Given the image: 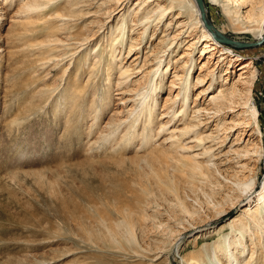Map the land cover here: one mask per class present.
<instances>
[{"label": "rangeland", "instance_id": "rangeland-1", "mask_svg": "<svg viewBox=\"0 0 264 264\" xmlns=\"http://www.w3.org/2000/svg\"><path fill=\"white\" fill-rule=\"evenodd\" d=\"M69 1H55L42 10L45 19H39L38 11L35 16L21 9L27 0H0V264H182V258L187 260L193 253L205 262L214 257L213 245L220 236L225 235L227 243L237 239L227 224L244 200L236 204L234 193L232 201L222 202L221 196L231 194L222 187H235L233 181L254 176L256 191L250 199L254 205L264 186V42L242 49L225 45L235 57L222 60L221 53L205 50L199 29L189 26L188 4L168 10L159 21L152 18L139 39L138 18L143 10L167 8L169 0H120L121 6L117 0H80L84 5L75 7L82 13L71 21L52 12ZM229 6L227 0H207V20L235 42H256L252 34L229 29L221 13ZM246 7L241 6L237 16L227 15L233 25L240 22ZM44 22L53 27L52 34L39 30ZM122 23L125 40L110 55L111 69L105 71L106 64L101 65L88 78L92 59L113 40L117 35H111L113 28ZM92 32L91 40L75 43L76 35ZM23 34L27 44L19 41ZM132 38L138 48L128 53ZM187 48L192 52L187 65L193 67L188 101L179 113L182 94L176 97L180 84L175 74L189 73L181 70L183 62L178 60ZM81 53L87 61L78 69L76 59ZM126 67L127 78L120 81ZM157 69L164 78L150 112L152 123L148 126L142 115L134 122L128 114L139 108L137 96ZM252 73L253 80L247 84ZM144 74L149 79H143ZM74 78L82 87L92 82L77 107L68 101L74 93L65 81ZM232 86L237 90L230 97L234 105L225 108L229 103L221 106L220 102L219 112L213 113L216 104H211V98ZM53 87L57 90L49 95ZM247 92L258 114L260 134L244 124L245 108L238 103L244 102ZM102 93L108 96L103 103L98 99ZM63 102H69V107ZM195 133L204 139L194 138ZM258 143L259 157L249 155ZM193 159L210 172L216 170L213 174L222 185L212 188L220 194L212 197L216 208L203 203L206 197L197 194V176L192 179L183 166ZM178 201L194 213L192 219L181 213ZM124 218L134 222L136 257L109 247L110 234L99 231L103 224L122 223ZM111 233L116 237L120 230ZM254 235L242 233L240 252L230 264L245 260L261 264V247H256ZM263 242L261 235L262 246Z\"/></svg>", "mask_w": 264, "mask_h": 264}, {"label": "bare ground", "instance_id": "bare-ground-1", "mask_svg": "<svg viewBox=\"0 0 264 264\" xmlns=\"http://www.w3.org/2000/svg\"><path fill=\"white\" fill-rule=\"evenodd\" d=\"M7 1H9V0H7ZM55 1H57V0H27V2L24 4V6H22L21 9H23V11L26 13L27 12H35L36 13L38 11L39 19H41L43 17L45 19V16H44L42 10L46 9V7H48V6L53 5V3ZM169 1H170V5L167 8H164V7L159 5V6H157L156 9H149V10L144 9L142 13L140 12L141 15L138 18V23L140 24L139 25L140 26L139 39L147 33V30L151 24L152 18H155L153 21H155L156 19L159 21L162 17L165 16V14L168 12V10H170L172 8L174 9L176 7L183 8V7H185V5L188 4L189 10H190V13L188 16V24L190 27H194L195 30L199 29L200 39L205 41V43H204L205 50L217 51V52L221 53L220 55H222V57H223V59L221 58L222 60H225V58H227V57H230V58L235 57V54H232L233 50H230L229 47H226L225 45H222V44L216 42V40H214V38H212L210 31L205 30L204 26L202 25V23L200 21V14H199V10L197 9L195 0H169ZM115 2L117 5H119L120 0H117ZM206 2H207V0H202L203 10H204L203 12L205 13V17L207 20V13H206L205 8H204V3H206ZM227 2H229V4H231L232 6H229V8L227 7L224 9L222 8L221 13H223V17L226 19L228 26H229V29H231V31L234 30L236 32H241V35H242V33L247 34V35L252 34V35L256 36V38H257L256 41H258L262 36H264V0H227ZM79 3L81 5H84L82 3H85V1L72 0V1H69L68 3H66L62 6L61 5L56 6L55 10L52 12L53 13L55 12L57 17L66 18V19H69L68 21H71V20H74V18L78 17L80 15V13H82V9H77L79 7H75ZM244 4L248 7V9L245 10L244 12H242V14L240 16V22L236 23V25H233L232 24L233 23L232 16H227V15L232 14L233 16H237L239 14L240 7L243 6ZM141 5H143V2L138 4V6H140V8H141ZM120 6H121V3H120ZM27 14H29V13H27ZM135 14H138V11ZM83 15H86V13ZM35 16H37V13ZM50 17H49V19H50ZM35 21H37V20H35ZM42 21H43V19H42ZM132 22H134V20H132ZM44 23L45 24L42 23L44 26L42 25L41 28H39V30L40 31L43 30L42 32L44 33V35L52 34V32H53L52 28L53 27H49L48 25H46V22H44ZM138 23L132 24V25L136 26V25H138ZM208 23L210 24L209 21H208ZM210 25L214 30H216L212 24H210ZM125 28H126V26L124 23H122L120 26H116L115 28H113L114 32L111 33V35H113L115 33L117 35L113 38V40L108 41V43H106L104 45L103 49H101V52L99 51L97 56L92 59L93 64L91 65V68L89 70L88 78H90L92 74L94 75L95 73H97L99 71L98 69H100L101 65H102L101 67H104V65L106 64L105 65L106 67L104 69L105 71H108L109 68L111 69V63L110 62H113L114 59H112L113 57L110 59V55H112L113 53H116L117 50L119 49V47L123 46V43L125 40L123 38L125 35V31H124V30H126ZM216 31L220 35L225 36L224 32L222 30H219V31L216 30ZM236 32H234V33H236ZM94 34L95 33L92 32V35H90V34L84 35L83 34V35L77 36L75 33V34H73L72 38H74L75 37L74 35H76V38L74 39L75 43L81 44L82 41H85V43H86L88 40H91V38H93L95 36ZM25 35L26 34L19 36L20 42L22 40L24 43L25 42L28 43L27 38H25ZM133 39L134 38H132L130 40V42L128 43V47H129L128 53H132L134 51H137L136 50L138 48L137 40L136 41L134 40L135 42H133ZM43 42L44 41H41V44H43ZM27 43H25V44H27ZM45 43H46V41H45ZM83 44H84V42H83ZM257 47H259V46H257ZM217 48H219V49H217ZM42 49H41L42 60H44L43 56L45 54V52H44L45 50L42 51ZM187 49H188V52H183L182 55L178 58V60L179 61L181 60L183 62V66H182L183 69H181V70L185 69L189 73H186V74L180 75V76L175 74V77L179 81V84H180L179 91H178L176 97H178V95H180V93L182 94V98L180 99L182 101V105L180 107L181 111H179V113H182L183 112L182 110L185 109V105L187 104V101H188L185 96L190 91L189 74H190L191 68L193 67V64L190 63L191 65H187L190 62V60L188 58L191 56V53H192V52H189L190 48H187ZM72 56H74V53ZM103 57H104V59H103ZM105 57H106V59H105ZM239 57L240 56H238L236 59H238ZM86 61H87V55L86 54L82 55V53H81V55H78V57L76 59L77 68L79 69L80 67H83V64ZM247 67H249V65H247ZM78 69H77V72H78ZM104 70H103V73H104ZM128 72H129V70L126 67V69L123 70L122 73L120 74V81H121L122 77H124L126 80V78H127L126 74ZM105 73H106V75H109L108 72H105ZM151 74H152V76L150 77V81L147 83L148 85L146 86L144 92L140 93V95L137 96L140 98L138 100L139 104H140L139 108L134 110V111L131 110L128 114L131 119L135 120L134 122L141 120L140 116L142 115L141 117L145 118V121L147 122L148 126H149V123L152 121V118L150 117V114H151L150 112L153 111V107L155 104V98L157 97V91L159 90V87H160L159 85L161 84V82L164 78V74L162 72H160L159 69H157L156 71H154V70L151 71ZM212 75H213V72H209V74L207 76L212 77ZM250 75H252L250 78H248V76H247V78H248L247 84L251 83L253 80V77H254L253 73ZM142 78L147 80V79H149V75L144 74ZM65 81H66V84L70 82L69 84L71 85L70 86L71 89L69 91L72 94L74 93L73 94L74 97L73 98L69 97L68 101H70V103L73 102V105H75V107H77L76 104L78 105L79 104L78 102L82 99L81 98L82 93L86 90V87H88L89 83H92V82L86 81L84 86L82 87L79 84H77L76 78H74L73 80L72 79H70V80L65 79ZM108 83H109V81L107 80L106 84H103L100 87L102 89H106V85H108ZM174 84H176V83L174 82L172 84V86ZM139 85H141V84H139ZM56 90H57V88L53 87L52 89L48 90L47 93L49 95H51ZM236 91L237 90L234 89V86H232L231 88L226 89V91L220 92L218 94V96L211 98L212 99L211 104L213 103L214 106L216 104V106L214 107L213 113L219 112L220 106L218 107L217 105H219L220 102H221V104H220L221 106L224 105L223 104L224 102L229 103V105L225 108H231V105H234L233 104L234 102L232 101L231 98ZM103 92H105V91H103ZM62 93H63V91H62ZM201 93L199 92V94H201ZM65 94H67V93H64V95ZM99 97L100 98H98V99L100 100L101 103H103L108 96L106 93L105 94L102 93ZM239 97H240V95H239ZM167 99H168V97H167ZM244 99L245 100H244V102L242 101L243 102L242 104L238 103L239 105L244 106L243 109L245 108L244 113L242 114V115L246 116L244 119V120H246V121H244V124H246V126H249V125L253 126L255 131L258 134H260L261 132H259V130H258V114H257L256 108L252 102V99L249 97V92H247L245 94ZM216 101H219V103H217ZM70 103L69 102H67V103L63 102V105H66L67 107H69L68 105ZM73 105L72 106L70 105V106L73 107ZM225 106H226V104H225ZM94 108H96V107H94ZM144 110L145 111L149 110V112L147 111V113L142 114L141 111H144ZM196 112H197V110H196ZM182 117H184V116H182ZM133 126H134V124H132L130 127H133ZM189 132H190V130H187V133H189ZM194 138L201 140V141L204 139L203 137H201L199 134H196V133L194 135ZM258 145H259V143L257 145H254V149L251 153H249V155L250 154L255 155V156L259 155L258 149L260 148V146H258ZM183 166L189 170L190 173H188V176L191 175L192 179H194L195 176H197L196 178L199 180V181H197V182H199V187L197 186V188H196V189H198L197 194L199 192V193H202V195L206 197V199H205L206 201L203 203L207 207L211 206L212 208H216L217 205L215 202H213L212 197H215L216 195H220V194L217 192H214L215 190L212 191V188H215L218 186L222 187L221 183L215 179V176L213 174L214 171H216V170H213V171L211 170V172H210V169L200 166V163H198L194 159L190 160V162L184 163ZM218 172L220 173L219 170H218ZM253 177L254 176H246V177H242L241 179H237L236 182L233 181L235 187H233V186L222 187L223 189L226 188L227 191L231 192V194H225V196H221L220 199L222 202L227 203V202L232 201V197H233L234 193L237 194V197H236L237 203L236 204H238L239 201L242 202V200H244V202H242L241 207L239 206L241 209L238 212V214L236 213L237 215H235L233 218H230L231 221L227 224L228 226H232L233 230H235L236 235H237V237H236L237 239L233 240L231 243H227L225 235L224 236L222 235V236H220V238H218V240L216 242H214L213 249H212L213 253L216 250L214 253V257H212V258L209 257L206 259L205 262H202L201 260H198V258L195 259V257H197V256L193 253L194 255L191 254L192 257L188 258L187 260H184V258H182V261H181L182 264H230L231 260H234L233 258L235 256V253L240 252L239 251L240 249L237 247V245L241 244V242L243 241L242 239H241L242 240L241 241L240 238H242L241 235L244 231L252 232V235L255 234L254 235L255 237L253 240L257 241V243H258V245H256V247L257 246L261 247L260 248L261 250H259V253H260V258H261V264H264V246L261 245V235H264V186H263L262 191L257 193V195L254 197L255 198L254 205L251 204L250 199L252 198V192L256 191ZM224 178H226V177H224ZM230 180H231V178H230ZM263 184H264V182H263ZM206 186L210 187L209 192L212 191L211 194H209V192L204 190L205 188H207ZM170 188L173 190L175 188V186H170ZM233 188H234V190H233ZM195 192L196 191H194V194H196ZM131 201L132 202H139L137 199H132ZM194 201L197 202V197H195ZM244 203H245V205H243ZM232 204H234V202H232ZM177 206L181 210V213L187 214L185 216L190 217L192 219L194 213L193 214L189 213L188 206L185 203L178 201ZM243 208H245V209H243ZM133 227H134V222H132V221L126 222L125 218H124L122 223L117 222L116 224H112V225L111 224L110 225L103 224L101 226V228L99 229V231L104 230L103 234L104 233L110 234L108 237L109 243H106V244H108L109 247L120 249V251L122 250L123 252L124 251L129 252L135 256V255H138L139 249H136V247H138V246L133 243L135 241L134 234H133ZM116 228L118 230H120V233L115 237V234L111 233V231L115 230ZM256 229H258V231ZM179 240H180V238L176 239V243L174 244L175 246ZM162 243H163V241L161 242V244ZM263 245H264V242H263ZM241 251H243L242 248H241ZM217 253H222L224 255L222 258H219ZM149 261L154 262V260H152V259H150ZM251 261L252 260H249V261L245 260L242 263L243 264H251Z\"/></svg>", "mask_w": 264, "mask_h": 264}, {"label": "water", "instance_id": "water-1", "mask_svg": "<svg viewBox=\"0 0 264 264\" xmlns=\"http://www.w3.org/2000/svg\"><path fill=\"white\" fill-rule=\"evenodd\" d=\"M197 9L199 10L200 14V21L202 25L204 26L205 30H209L211 33L212 38L216 40V42L222 44V45H227L231 47H235L237 49H242V48H254L257 46H260L261 43L264 42V36H262L258 41L253 42V43H246V42H235L226 36L220 35L216 30H214L211 25L208 23V20H206L205 13L203 12V5H202V0H195Z\"/></svg>", "mask_w": 264, "mask_h": 264}]
</instances>
